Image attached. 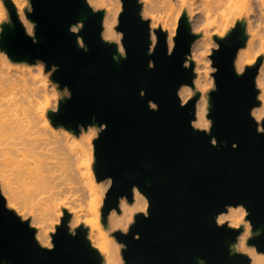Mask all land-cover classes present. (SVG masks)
<instances>
[{
  "label": "water",
  "instance_id": "water-1",
  "mask_svg": "<svg viewBox=\"0 0 264 264\" xmlns=\"http://www.w3.org/2000/svg\"><path fill=\"white\" fill-rule=\"evenodd\" d=\"M3 1L10 21L2 24L0 49L13 62H43L69 92L57 110L48 111L51 123L77 134L101 127L94 139V171L98 181H111L102 223L107 225L113 209L121 211L122 198L133 202L135 187L148 199L147 212L136 213L128 231L112 232L123 244L124 264H252L237 250L244 226L217 220L238 205L246 208L251 225L247 244L264 253V118L260 126L252 114L260 105L256 79L263 55L237 70V54L249 37L245 19L225 36H214L207 130L193 125L201 92L186 103L179 95L183 85L195 86V61L186 62L200 36L186 11L172 49L162 28L154 29L152 47L143 3L122 0V55L115 41L103 38L105 10H95L88 0H30L33 36L13 0ZM73 26L78 30L71 31ZM70 217L65 209L53 246H43L0 189V264H104L88 228L71 231Z\"/></svg>",
  "mask_w": 264,
  "mask_h": 264
},
{
  "label": "bare ground",
  "instance_id": "bare-ground-1",
  "mask_svg": "<svg viewBox=\"0 0 264 264\" xmlns=\"http://www.w3.org/2000/svg\"><path fill=\"white\" fill-rule=\"evenodd\" d=\"M88 1L105 8L103 38L115 41L119 53L123 55L121 45L123 34L116 27L121 4L119 1L115 4L113 0ZM168 1L171 6H178L179 10L187 9L191 16L199 17L200 14V17L204 18V36L218 20L221 22L220 28L225 30L239 17L245 16L249 37L246 46L239 50L236 57L235 63L239 72L243 71L247 64L254 63L259 54H264V0ZM13 2L21 13L20 1L13 0ZM200 17L196 18L199 23ZM22 18L25 19L23 15ZM26 22L29 23L27 20ZM29 25L34 27L33 22ZM151 26H154V22ZM75 27L78 29L77 26ZM201 40L198 39L193 44L192 57L196 62L194 84L204 92L207 70L202 65L204 55ZM152 42L153 47L156 42L153 32ZM168 43L171 49L174 45L172 32L168 35ZM0 56L3 58L2 61V58L0 59V188L7 205L10 208H21L15 191L17 183L35 181L43 185L47 190L46 205L51 214L50 218L59 219L66 209L71 214L70 226L81 224L87 228L89 225L94 226L97 233H88V238L102 255L104 264H120L123 261L122 251L120 245L111 238L110 233L117 229L128 231L135 214L147 212V197L135 187L133 202L128 203L121 199V211L113 209L105 226L101 220V209L111 181L109 178L97 181L87 166L91 162L83 161L87 151H92L93 141L101 127L97 124L91 125L79 135L69 129L52 126L47 115L50 101L46 96L47 93L44 92L47 91L45 82L36 76L35 72L40 67L9 61L5 54ZM257 84L260 88L261 103L253 108L252 114L259 121L264 117V62L257 75ZM42 91L46 94L45 97ZM179 95L182 102L186 103L193 95V87L183 85ZM206 96L201 94L197 101L196 119L193 121V125L201 129H209L211 124L207 116L209 109ZM40 97H44L46 101ZM205 125L207 127H204ZM79 159H82L81 163L84 167L87 166L86 170L83 171L80 166H76ZM30 161H33L34 165H31ZM62 195L65 196L64 200ZM241 208L244 209L243 212L240 211ZM246 214L247 210L243 205L229 206L226 212L217 216V220L219 223L227 222L230 226L238 227L243 224ZM36 223L38 224L37 240L43 246L52 247L53 242L47 224L39 221ZM245 224L247 231L250 232V223ZM247 238L248 233L242 234L237 242V248L252 256V264H264V253L257 251L254 245L246 246ZM202 263L204 264L203 261Z\"/></svg>",
  "mask_w": 264,
  "mask_h": 264
},
{
  "label": "rangeland",
  "instance_id": "rangeland-1",
  "mask_svg": "<svg viewBox=\"0 0 264 264\" xmlns=\"http://www.w3.org/2000/svg\"><path fill=\"white\" fill-rule=\"evenodd\" d=\"M19 1H20V4H21V7H22L21 13H19V11L17 9L18 14H19V18L23 22L27 33H29L30 35L33 36L34 35V27H31L29 25V23H31V20L27 16V11L31 9L30 0H19ZM118 1H119V3L122 6V0H113V2L115 4H117ZM141 2L143 3V10H142L143 17L146 18V19H149L151 23L154 22V26L153 27L151 26V27H152V32L154 33L156 39H157V36H156V33L154 32V29H156V28H162L164 31L167 32L168 35L172 32L174 34V37H175L176 32H177V28H178L179 19L182 16L184 11H186L188 13V15L190 17V20L193 19V20H191L192 30H193L194 33L200 34V36L196 40L202 39L201 42L203 43L202 52H203V55H204V57H203L204 59H203L202 65L207 70V82L203 86L204 89L206 90L204 92H202V90H199L198 88H196V86H194L193 87V95H192V97L194 96L195 91L199 90L201 92V94L207 95L206 97H207V100H208L209 91L212 88L215 87V81H214L213 73L216 71V68L213 65V61L211 59V55L213 53V49L218 47V43L216 42L214 36H216V35L217 36H221V37L225 36L230 31V29L232 27H234L235 23L238 20H243V19L246 20L245 16L239 17L235 21L234 24L229 25L225 30L220 28L221 26H219V25H220L221 22L218 20L216 22V25L211 26L210 29L205 33V36H204V27H203V23H204L203 19L204 18L200 17V14H198V15L203 21L200 19V23H199V20H198L199 17H196V15H194L195 17L193 15L191 16V14L188 12L187 9L179 10L178 6H171V4H169L168 0H141ZM2 3H3L4 11L7 14V19L2 21V22H0V33L2 31V24L4 22L10 21V14H9L8 8L6 7V5H5L3 0H2ZM90 5L95 10H100V9H104L105 10V8L103 6L96 5V4H93V3H90ZM237 8H241V7H237ZM121 11H122V8H121ZM22 15L25 17V19L22 18ZM196 18H198V19H196ZM26 20L29 21V23H27ZM246 23H247V20H246ZM118 24H119V20H118ZM117 25H116V27H117ZM165 25H167V28H165ZM247 33H248V30H247ZM248 36H249V33H248ZM195 41H194V43H195ZM81 43H82V41H81ZM121 45H122V42H121ZM122 48H123V45H122ZM192 50H193V45H192V49H191V54L189 55V59L186 62L187 65H189L190 60H194L193 57H192V52H193ZM123 51H124V48H123ZM1 54H5V57L7 59H9V61H12L9 58V56L7 55V53H5L4 51H2L0 49V55ZM261 55H263V62H264V54H259V56H261ZM1 58H2V56H0V59ZM2 60H3V58L1 59V61ZM256 61H257V59H256ZM22 63H24L27 66L38 67V68L40 67L41 68V69L39 68V70H37L35 72H36V76H38L41 80H43L45 82V89L47 91H44V92L47 93V95L44 94L43 91H42V94L44 95V97L46 95L49 98V101H50V103H49L50 107H48V109H47V115H48V111L49 110H57L61 98H63L64 96L69 95L68 90L67 89L61 90L59 88L58 83H56L52 79V72L53 71L52 70H47L46 67H45V64L43 62L38 61V62H36L34 64H28L26 62H22ZM254 63L247 64L245 66V68L247 66H249V65L254 64ZM195 66H196V62H195ZM256 83H257V79H256ZM257 87L259 88L258 84H257ZM43 90H44V88H43ZM259 93H260V88H259ZM44 97L41 98V99L46 101V99H44ZM258 98H259V95H258ZM43 100H41V102H44ZM259 100H260V98H259ZM260 103H261V100H260ZM207 106H208V104H207ZM48 118H49V116H48ZM262 119L259 120L260 126H261ZM51 125L54 126L52 123H51ZM54 127H56V126H54ZM57 128H64V127H57ZM84 130H85L84 128H81V130H80V132L78 134L81 135ZM75 134H77V133H75ZM92 147H93L92 151H90V150L87 151V155L85 157H83V161H85V162L90 161L91 162V164H89L87 166L89 167L90 171L95 175V171H94V163H95L94 141H93ZM81 160L79 159L76 162V166H80L81 169L84 171V170L87 169V166L85 165V167H84V164L81 163ZM30 164L34 165V162L30 161ZM95 178H96V175H95ZM15 191L17 192L16 196L18 197V201L20 203L21 208L20 209L12 208V209H14L17 212V214H19L22 217V219L28 220L30 222V225L36 229V234H37V230H38V224L36 222L39 221V222H42V223H46L47 224V229L49 230V235L51 236V239H52V234L56 231L57 225L60 224L61 218L64 215V210H63V215L59 219H58V217L50 218L51 214H49V212L47 210V205H46L47 190H46V188L43 185H39L35 181L31 182V183H26L24 181H21V182L17 183L16 187H15ZM64 198H65V196L62 195V200H64ZM104 199H105V197H104ZM122 199L127 201L126 198H122ZM246 215L244 216L243 224H241L245 228V230H244V232L242 234L245 235L246 233H248V237H249L250 236V232L247 231L246 224H245L246 222H249V220L246 218ZM81 225H84V224H81ZM78 226H80V225H78ZM78 226H74V225L70 226L71 231L74 232L75 229ZM250 229H251V225H250ZM88 233L95 234V233H97V229H95L94 226L89 225L88 226ZM110 235H111V238H113V240H115L120 245V248H121V251H122L123 244L116 240V238L112 235V232L110 233ZM246 246L249 247L247 242H246ZM237 250L243 252L239 248H237ZM244 253H247V252H244ZM247 254L252 258V256L249 253H247ZM122 260L123 261H121L120 264H124L123 255H122Z\"/></svg>",
  "mask_w": 264,
  "mask_h": 264
},
{
  "label": "clouds",
  "instance_id": "clouds-1",
  "mask_svg": "<svg viewBox=\"0 0 264 264\" xmlns=\"http://www.w3.org/2000/svg\"><path fill=\"white\" fill-rule=\"evenodd\" d=\"M6 19H7V14H6V12L4 11L2 0H0V22L4 21V20H6ZM76 30H77V29H76L75 26H73V27L71 28V31H74V32H75ZM204 127H207V125H205ZM241 210H242V212L244 211L243 208H241Z\"/></svg>",
  "mask_w": 264,
  "mask_h": 264
},
{
  "label": "snow or ice",
  "instance_id": "snow-or-ice-1",
  "mask_svg": "<svg viewBox=\"0 0 264 264\" xmlns=\"http://www.w3.org/2000/svg\"><path fill=\"white\" fill-rule=\"evenodd\" d=\"M242 212V210H240Z\"/></svg>",
  "mask_w": 264,
  "mask_h": 264
}]
</instances>
